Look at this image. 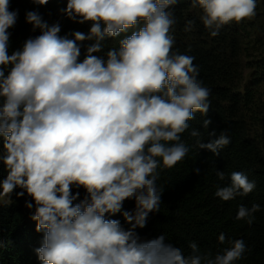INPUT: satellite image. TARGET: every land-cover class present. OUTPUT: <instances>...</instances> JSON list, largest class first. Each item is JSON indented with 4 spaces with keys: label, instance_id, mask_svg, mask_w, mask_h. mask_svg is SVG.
Segmentation results:
<instances>
[{
    "label": "clouds",
    "instance_id": "9594fccd",
    "mask_svg": "<svg viewBox=\"0 0 264 264\" xmlns=\"http://www.w3.org/2000/svg\"><path fill=\"white\" fill-rule=\"evenodd\" d=\"M30 2L42 7L49 0ZM180 2L66 0L60 13L89 27L64 35L59 22L50 25L39 11H27L26 23L39 34L10 52L18 10L0 0V198H28L25 207L42 233L34 249L40 264H238L245 258V241L223 232L217 242L227 246L215 253L195 241L185 251L165 234L147 240L139 234L160 211L161 172L193 147L218 157L231 143L225 131L208 132L215 138L204 142L191 128L196 113L207 115L211 91L198 78L195 57L173 51V9ZM257 6L258 0H191L211 37L254 18ZM194 23L188 20L185 31ZM106 38L115 46L105 50ZM211 123L203 119L205 131ZM185 132L194 145L182 139ZM216 176L226 179L221 170ZM227 180L214 192L223 202L256 188L241 171ZM126 201H134L132 210H125ZM259 210V204H239L235 220L251 226ZM117 214L124 224L112 218Z\"/></svg>",
    "mask_w": 264,
    "mask_h": 264
},
{
    "label": "trees",
    "instance_id": "16d2710c",
    "mask_svg": "<svg viewBox=\"0 0 264 264\" xmlns=\"http://www.w3.org/2000/svg\"><path fill=\"white\" fill-rule=\"evenodd\" d=\"M65 6L66 0H49L42 7L30 0H11L10 10H18V19L9 29V51L21 48L26 39L39 34L25 21L26 12L31 10L39 11L50 25L59 22L61 35L75 30L87 32V24L74 23L60 13ZM173 11L176 18L173 51L195 57L198 78L211 91L207 115L196 113L190 121L191 128L203 133L204 142L215 138L208 136V132L215 130L218 136L225 131L231 143L218 157L193 147L183 162L161 172L158 185L164 192L160 211L149 215L147 226L139 234L146 240L165 234L168 242L185 251L188 242L195 241L201 249L215 253L227 246L217 242V236L223 232L229 240L245 241L248 250L238 264H264V0H258L254 18L226 25L216 37H211L202 25L199 9L191 7V0H181ZM188 20L195 22L191 31H185ZM104 43L105 50L115 46V41L109 38ZM248 46L256 49L254 59V54H247ZM245 54L251 59L247 64L251 77L243 85ZM203 119L212 121L207 131L202 127ZM182 139L190 146L195 144V138L188 132ZM196 168L200 169L199 175L194 171ZM217 170L225 172V181L217 179ZM232 171L245 173L250 181H255L256 188L247 197L223 202L214 192L217 186L228 183L227 175ZM80 192L83 198V190ZM26 199L13 195L12 201L0 205V264H40L34 249L40 246L42 233L35 231V222L30 219L32 212L25 207ZM253 203L260 205L254 223L249 226L236 221L237 206L251 207ZM124 208L132 210L134 201H126ZM112 218L124 224L122 215Z\"/></svg>",
    "mask_w": 264,
    "mask_h": 264
},
{
    "label": "rangeland",
    "instance_id": "374dc122",
    "mask_svg": "<svg viewBox=\"0 0 264 264\" xmlns=\"http://www.w3.org/2000/svg\"><path fill=\"white\" fill-rule=\"evenodd\" d=\"M249 42H251V41H249ZM249 49H250V47L248 46V52H247L248 55L251 54V53L252 54H254V53L256 54V52H255L256 49L255 48L250 49V50ZM247 54H245V60H244V63L246 64V66L243 64V85L248 83V81L250 80V77H251V69L249 67H247L248 62H250L251 59H249L248 56H246ZM255 54H254V56H252L253 59L256 57ZM4 203H8V201H6L3 198H0V205H2Z\"/></svg>",
    "mask_w": 264,
    "mask_h": 264
}]
</instances>
